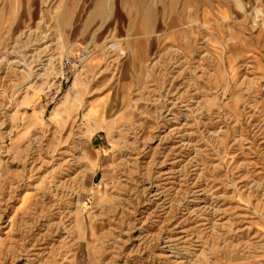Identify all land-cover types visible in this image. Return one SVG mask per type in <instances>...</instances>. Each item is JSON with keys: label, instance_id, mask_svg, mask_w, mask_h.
<instances>
[{"label": "rangeland", "instance_id": "rangeland-1", "mask_svg": "<svg viewBox=\"0 0 264 264\" xmlns=\"http://www.w3.org/2000/svg\"><path fill=\"white\" fill-rule=\"evenodd\" d=\"M0 264H264V0H0Z\"/></svg>", "mask_w": 264, "mask_h": 264}, {"label": "bare ground", "instance_id": "bare-ground-1", "mask_svg": "<svg viewBox=\"0 0 264 264\" xmlns=\"http://www.w3.org/2000/svg\"><path fill=\"white\" fill-rule=\"evenodd\" d=\"M115 45H112V46H115ZM89 57H90V49L88 46H86L84 48V50L82 51L81 60L85 61ZM74 85H77V82H74ZM66 97H67V99H65L66 101L63 102L64 111L69 112L71 110V104H68L69 99H68V96H66ZM80 105L81 106H78V108L82 107L81 101H80ZM86 118L89 121H94V125L90 129V133H94L98 128L104 126V124H105L103 113H100L99 109L95 108V106L94 107L92 106L91 108L88 109V111L86 112ZM22 138H23V134L20 135V139H22ZM88 152H89V150H88Z\"/></svg>", "mask_w": 264, "mask_h": 264}, {"label": "built area", "instance_id": "built-area-1", "mask_svg": "<svg viewBox=\"0 0 264 264\" xmlns=\"http://www.w3.org/2000/svg\"><path fill=\"white\" fill-rule=\"evenodd\" d=\"M80 61L82 62V60H77V62L74 61V63H73V61L72 62L67 61L66 62V65H67V73L74 71L79 66Z\"/></svg>", "mask_w": 264, "mask_h": 264}]
</instances>
